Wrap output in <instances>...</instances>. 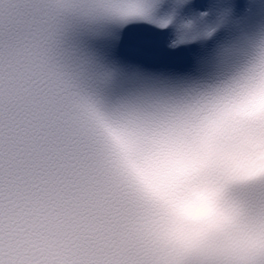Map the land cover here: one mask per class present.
Masks as SVG:
<instances>
[{
  "label": "snow or ice",
  "instance_id": "6c2138e0",
  "mask_svg": "<svg viewBox=\"0 0 264 264\" xmlns=\"http://www.w3.org/2000/svg\"><path fill=\"white\" fill-rule=\"evenodd\" d=\"M147 18L144 0H0V264H264V243L161 251L108 143L264 85V36L215 85L106 106L79 38ZM226 194L264 231V175Z\"/></svg>",
  "mask_w": 264,
  "mask_h": 264
},
{
  "label": "clouds",
  "instance_id": "9594fccd",
  "mask_svg": "<svg viewBox=\"0 0 264 264\" xmlns=\"http://www.w3.org/2000/svg\"><path fill=\"white\" fill-rule=\"evenodd\" d=\"M108 143L117 173L141 202V224L161 251L264 243V231L226 194L230 180L264 175V85Z\"/></svg>",
  "mask_w": 264,
  "mask_h": 264
}]
</instances>
